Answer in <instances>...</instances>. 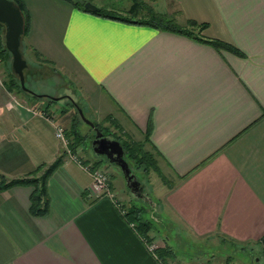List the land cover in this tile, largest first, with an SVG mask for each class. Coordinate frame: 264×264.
<instances>
[{"label": "crops", "instance_id": "1", "mask_svg": "<svg viewBox=\"0 0 264 264\" xmlns=\"http://www.w3.org/2000/svg\"><path fill=\"white\" fill-rule=\"evenodd\" d=\"M30 1L28 50L67 64L90 89L91 111L112 114L126 134L143 136L150 126L145 149L173 182L162 200L149 195L150 208L159 211L161 203L164 216L155 220L169 232L155 245L160 232L155 239L156 232L142 235L113 198L92 194L91 172L66 155L55 135V124L69 129L75 99L55 109L33 87L37 96L19 98L0 80V173L24 176L62 157L48 179L46 214L31 212L33 186L0 191V264H195L180 257L166 262L155 252L175 243L174 226L184 237L215 238L242 252L256 247L264 237V0L154 2L155 11L181 25L206 24L203 37L231 43L243 55L84 11L69 0ZM25 58L26 82L33 60ZM39 58L36 65L50 66Z\"/></svg>", "mask_w": 264, "mask_h": 264}, {"label": "rangeland", "instance_id": "2", "mask_svg": "<svg viewBox=\"0 0 264 264\" xmlns=\"http://www.w3.org/2000/svg\"><path fill=\"white\" fill-rule=\"evenodd\" d=\"M25 1L27 5H31V7H33L30 0H24V2ZM144 1L150 3V6L153 8L155 0H144ZM95 3H97L98 6H104L106 9L111 11V13L114 15H118L122 17H139L143 19V17H141L140 15L135 16L136 14L131 12L133 0H95ZM183 26H187V25H183ZM196 33L200 34V32H198V29H196ZM23 40H24L23 41L24 55L28 58V60H33V61H30L29 68L26 70V85L28 84L29 86L38 90L39 93L42 92L43 96L49 99V102H52V104L55 106V109H61V108L65 109L68 105H71L72 103L71 98L75 99L74 101L78 105L77 108L75 106L76 111L75 113H73L74 117L70 120L76 121L77 128L81 134V138L79 140H81L82 143L76 144L74 148L70 146L69 147L70 150H72L73 152H76V154L82 157H86L90 155V157L88 158L91 161L101 159L102 163H100V166L107 172V177L109 180L108 183L110 185L111 192L114 195V197L117 198V200L119 201L121 205H122L121 202H123L125 206L127 207V209L131 208L133 204L143 205L145 207V211L143 213L144 218H150L153 221V225H152L153 227L150 230V234L153 233L154 235V233L156 232L153 239L157 237L158 232H160L161 234V236L159 235L158 236L159 238L155 240L153 244L159 245V244L164 243L162 236L164 234H167V232H169V229L165 228L166 226L164 225V223H161L160 221L155 220V217L157 218V216L159 218H162L161 216H164L163 215L164 211L161 209V205H160L161 203L159 202V205H158L159 211L152 212L150 205L144 202L143 199L140 200L136 198L134 195H132L129 188L127 187L126 180L123 176L121 167L109 162L108 159L103 155L96 156L93 151L92 144H90V140L87 139L88 138L87 136L89 137L93 136L96 133V130L94 126L90 125V123L86 121V118H88L89 120L93 122H101L102 127H107L106 129L107 132L108 131L109 132L119 131L118 134L122 135V138H120V141L126 138L125 135L127 134L125 130L123 131L122 129H117L116 125L121 126L123 124L120 123L119 122L120 120L116 119L115 117L114 118L111 117L112 114L110 116L106 112H98L97 114H95V112L93 113L91 111V108L93 107L92 106L93 97L90 94V89L89 88L87 89L84 86V84H81L77 76H75L74 74H71L72 72L70 68L68 66H65L67 64L61 61L60 62L51 61L48 59L47 56L40 54L41 58L47 61L48 62L47 64H49L50 66L44 65V63L42 64V62H40V64L37 63L38 65H36V61H38L37 60L38 55L36 56L32 51H30V49L28 50L26 36ZM24 42L26 43L25 45H24ZM6 67L3 63L0 64V80L2 82L8 80V75L6 74L7 72ZM14 74L17 75L15 72ZM64 78L66 80H64ZM13 93L19 98L29 97L28 95L24 93L23 90H19V89H13ZM56 98L58 99V101ZM79 108L82 109L83 115L85 116V118L81 116V113L79 112ZM58 113L61 114L62 111L60 110L58 111ZM71 114L70 115L67 114V115L71 117ZM109 119L113 120L114 123L112 124L111 122H109ZM67 124L69 125V121ZM71 124L72 123H70L69 129L66 132L67 134L69 133V135L67 136L65 133V138L67 139V142L69 140L72 142L73 141L79 142L77 138L78 136L75 134L76 135L75 137V135L72 134V132L70 131V129H72ZM101 131L103 132L104 130L102 129ZM85 134H87L86 139L82 138V136ZM106 135L111 138H116L114 134L112 135V133H107ZM133 138L136 141L143 142V147L145 148V144L146 142H148V140L145 138V135L143 136L138 135ZM153 156L155 160L157 161V164L159 167L158 170H156L154 166H149V164L148 166H146L145 164H138L133 158H131V156H128V154L125 152V159L129 162L131 169L135 172L138 179L144 185L145 190L153 198V200L160 201L164 198V195L166 194V192L169 189H171V186L167 184L171 181V178L167 176L168 175L166 173L167 171H165V169L162 168L161 165H159V161L157 160L155 153H153ZM161 174L166 176V178L168 179V180L166 179L168 181L167 183L164 181ZM161 211H162V214H161ZM165 220L167 222L165 224L169 225V227L170 226L172 227L171 222L168 219H165ZM175 227L176 226H174V229H173V236L170 235L174 237V241H175V243L170 241V245L173 246L172 247L173 254H168L164 251L157 250V253L160 254L161 257H163V259H165L166 262L170 260L172 261V259H174L175 257L176 258L180 257V258H186L185 260H191V262L195 264H199V262L197 261L199 259H202L204 261H207V259H210L209 261L212 264H224L223 261H225V259L223 257L229 254L230 255L229 256L230 258L228 259L229 264L237 263L238 259L240 260V263L244 262L245 264L263 263L264 250H263L262 243L261 244L257 243L256 247H253V245L250 244V246L246 248L244 252H242L243 250H240L241 247L236 246L230 242H226L225 245H223L220 242V240L215 239V238L212 240H209L206 237L202 239L200 238L196 239V237L192 235L191 237L189 236L184 237L182 233L183 231H180L178 228H175ZM166 254L169 256H167ZM192 259L195 260V262ZM233 261H236V262H233ZM204 264H207V263H204Z\"/></svg>", "mask_w": 264, "mask_h": 264}, {"label": "trees", "instance_id": "3", "mask_svg": "<svg viewBox=\"0 0 264 264\" xmlns=\"http://www.w3.org/2000/svg\"><path fill=\"white\" fill-rule=\"evenodd\" d=\"M21 8L23 15H24V37L28 34L29 30H30V13L27 9V6L24 2V0H14ZM71 1L77 8L84 10V11H88L100 16H104V17H109V18H115V19H120V20H124V21H131V22H136V23H145V24H151L160 28H164V29H168L171 31H175V32H179V33H184L190 36H194L196 38H198L201 41L204 42H208L210 44H212L214 47L221 49H228L231 50L239 55H243V53L234 45H232L231 43H228L224 40L221 39H217V38H206L203 37L202 34H197L196 33V28L198 26V22L194 19H190L188 22L187 26H183L181 24H179L174 18L168 19L164 14L155 11L153 8H151L150 3L144 1V0H133L132 3V8H131V12H133L134 14H136L135 16H141L143 17V19L139 18V17H122V16H118V15H114L111 13V11H109L108 9H106L104 6H100V10L99 11H95V10H91L89 8L85 7V2L86 1H91L93 3H95V0H69ZM96 4V3H95ZM147 11L146 14H141L144 13L145 11ZM141 11V12H140ZM200 26H202L201 28H199V30L203 29L206 24L202 23L200 24ZM198 30V32H199ZM3 31H4V26L3 24L0 23V63L4 64L7 72L6 74L8 75V80L5 81V87L7 89H19V90H23L24 93L28 96H37L35 94H31L28 91L24 90L21 86V82L20 79H18V75H15L12 67H11V59H12V54L11 52L7 49L5 42H4V38H3ZM25 43V42H24ZM24 53V51H23ZM38 55V56H37ZM36 56L39 58L41 57L40 54L36 51ZM40 60H44L42 58H39ZM18 76V77H17ZM28 87H30L27 84ZM52 103V102H50ZM75 111V109H74ZM109 122H111L112 124L114 123L113 120L109 119ZM71 127L72 129H70V131L72 132V134H76L78 137V140L81 138V134L80 131L77 128V124L76 121L73 120L71 122ZM95 126L98 127L100 130H104L103 134H107V133H112V135L114 134V136L116 138H118L120 140V138H122L121 134H118L119 131L117 132H107V127H102L101 122H94ZM117 129H121L120 126L116 125ZM69 135V133L67 134ZM75 135V137H76ZM87 134L83 135L82 138H87L90 140V144L93 140V138L95 137V134L93 136H87ZM124 136V134H123ZM126 138H124L123 140H121L120 142L123 144V147L125 149V152L128 154V156H131V158H133L138 164H145L146 166H154V168L156 170L159 169L157 161L155 160L153 153L150 152L149 150L145 149L143 147V142L140 141H136L132 136L130 135H125ZM145 138L147 140H149L150 138V126L147 129V132L145 133ZM81 140L78 141H70L69 140V145L72 146L74 148V146H76V144H81ZM96 156H99L97 154H95ZM91 162V160H89ZM89 161L86 160H82V165L88 164ZM62 163V157L59 156L54 162H52L51 164L48 165H40L38 166L35 170H33L32 172L24 175V176H20V177H7L6 175L0 173V191H3L5 189H8L14 185H31L33 186V191L31 193V212L33 214L36 215H44L46 214L49 209H50V196L48 194V187H47V183H48V179L49 177L54 173V171L59 167V165ZM100 163H102L101 159H97V160H93L91 162V165H89V170L91 171L94 168L100 166ZM151 164V165H150ZM162 175V174H161ZM186 175V174H185ZM185 175H183L182 177H184ZM162 178L164 179V181L167 183L168 179L166 178L165 175H162ZM167 179V180H166ZM170 181V180H169ZM169 186L173 187V182L170 181ZM114 202H116L117 206L121 207L122 214L125 216V218H127L130 222H134L136 229L139 231V233H141L142 235L146 236L149 238L148 234L150 232V230L152 229V225H153V221L150 218H144L143 213L145 211V207L143 205H136L133 204V206L127 210H124V208H122L121 204L119 203V201L117 200V198L114 197ZM264 238V237H263ZM262 238V239H263ZM262 239L258 242V243H262ZM149 240H152V238H150ZM157 250H161L164 251L166 253H173V249L171 248V245L168 247H164L162 248H158L155 250V252L157 253ZM264 250V247H263ZM157 255L159 257H161L160 254L157 253Z\"/></svg>", "mask_w": 264, "mask_h": 264}, {"label": "water", "instance_id": "4", "mask_svg": "<svg viewBox=\"0 0 264 264\" xmlns=\"http://www.w3.org/2000/svg\"><path fill=\"white\" fill-rule=\"evenodd\" d=\"M84 5L86 8L95 11L101 9L100 6L91 1H86ZM0 23L4 26L3 38L5 45L12 54V70L19 76L22 88L35 94L25 82L24 69L28 65L27 59L23 53L25 21L20 6L14 0H0ZM79 112L81 116L85 118L81 108H79ZM86 121L94 126L96 130L95 137L91 142L94 153L103 155L109 162L120 166L130 192L137 198H143L149 205H154L144 185L131 169L129 162L125 159V149L120 140L104 135L103 132L95 126L94 122L88 118H86ZM262 245L264 247V238L262 239Z\"/></svg>", "mask_w": 264, "mask_h": 264}, {"label": "built area", "instance_id": "5", "mask_svg": "<svg viewBox=\"0 0 264 264\" xmlns=\"http://www.w3.org/2000/svg\"><path fill=\"white\" fill-rule=\"evenodd\" d=\"M56 130H55V135L63 141V146H64V151L66 154L78 162L84 169L89 170V165H91V162L89 161L88 164L82 165V160L83 157L76 154V152H73L70 150V145L69 141L67 142V139L65 138V129L62 125L60 124H55ZM92 174V184H91V192L92 194L96 196H101V195H107L114 200V195L111 192L110 185L108 183V177H107V172L101 167L98 166L94 168L93 170L90 171Z\"/></svg>", "mask_w": 264, "mask_h": 264}, {"label": "flooded vegetation", "instance_id": "6", "mask_svg": "<svg viewBox=\"0 0 264 264\" xmlns=\"http://www.w3.org/2000/svg\"><path fill=\"white\" fill-rule=\"evenodd\" d=\"M104 135H106V134H104ZM137 198V197H136ZM139 199H143V198H139ZM144 200V199H143ZM145 201V200H144Z\"/></svg>", "mask_w": 264, "mask_h": 264}]
</instances>
